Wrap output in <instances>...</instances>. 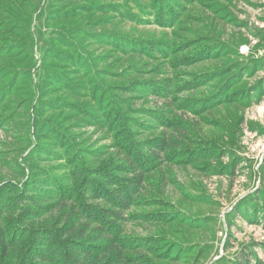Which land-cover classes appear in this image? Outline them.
Segmentation results:
<instances>
[{
	"label": "rangeland",
	"instance_id": "1",
	"mask_svg": "<svg viewBox=\"0 0 264 264\" xmlns=\"http://www.w3.org/2000/svg\"><path fill=\"white\" fill-rule=\"evenodd\" d=\"M0 264H264V0H0Z\"/></svg>",
	"mask_w": 264,
	"mask_h": 264
},
{
	"label": "trees",
	"instance_id": "2",
	"mask_svg": "<svg viewBox=\"0 0 264 264\" xmlns=\"http://www.w3.org/2000/svg\"><path fill=\"white\" fill-rule=\"evenodd\" d=\"M94 111H98V110H94ZM121 200V199H120ZM122 201V200H121ZM89 209H90V211H88L90 214H88L87 216H89V217H91V214H92V212H93V209L94 210H97V208L96 207H93L92 205L91 206H89ZM77 255L76 254H74V256L73 257H75V258H77L76 257ZM47 260V259H46Z\"/></svg>",
	"mask_w": 264,
	"mask_h": 264
}]
</instances>
